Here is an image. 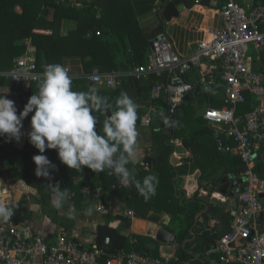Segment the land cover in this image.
Segmentation results:
<instances>
[{
    "label": "built area",
    "instance_id": "obj_1",
    "mask_svg": "<svg viewBox=\"0 0 264 264\" xmlns=\"http://www.w3.org/2000/svg\"><path fill=\"white\" fill-rule=\"evenodd\" d=\"M200 1L197 0L198 3ZM213 5L218 7L217 2ZM218 9L222 28L200 40L189 56L179 55L174 43L162 32L152 39L151 53L145 65L109 72L95 68L83 78L89 84L111 92L121 88L127 78L136 82L158 78V83L151 87V99L166 98L169 102L167 112L177 118L186 97L198 90L187 76L197 68H205L211 63L220 64L221 74L211 77V80L224 86L223 104L220 107L209 106L203 119L214 128L212 137L218 152L240 158L246 171L240 175L229 174L231 181L238 182L240 194L234 198L224 196L221 200L227 203L230 231L218 235L213 225L201 226L203 241L208 244L203 254L204 264H264V199L260 198L264 195V179L255 173L264 149V67L256 70L250 55L251 49L256 52L264 50V0L249 8H244L237 0H224ZM66 70L72 78L73 89L76 77L69 68ZM41 74L37 62L27 55L16 59L9 71L0 72V79L13 85L18 111L22 99L31 86L37 85ZM202 84H208L206 78L202 79ZM247 93L254 97L255 102L245 114H241V106L248 103ZM153 120L148 113L141 118V126L150 128ZM224 126L229 129H224ZM172 144H176V140ZM43 179L49 182L52 192L53 186H60L59 181ZM80 193L84 200L99 197L89 188L82 189ZM186 195L189 196L188 193ZM0 197H6L2 188ZM97 212H105L104 207H98ZM130 216L133 218L134 213L131 212ZM132 242L136 244L138 241L134 239ZM176 260L177 257L161 258L146 251L112 250L109 237L85 249L64 228H59L55 243H52L31 225L0 224V264H196L194 261Z\"/></svg>",
    "mask_w": 264,
    "mask_h": 264
},
{
    "label": "crops",
    "instance_id": "obj_2",
    "mask_svg": "<svg viewBox=\"0 0 264 264\" xmlns=\"http://www.w3.org/2000/svg\"><path fill=\"white\" fill-rule=\"evenodd\" d=\"M68 1L79 2L80 0ZM91 1L97 3L95 9L97 10L98 18L106 17L109 25L111 26V29L113 30V33L111 35L105 34V37H108V40L110 42L116 44L115 62L117 61V63L121 65L120 69L122 70H130L133 68V66L138 65L130 64L131 61L135 62V60L132 59V56L134 53L137 54L138 51L145 52L146 57L144 65L147 63V59L151 53V41L154 38L153 37L150 39L148 38V35L152 34V32L156 31V29L160 28L162 30L160 33L165 32L167 34L170 40L174 43L175 50L179 55L187 57L196 50L197 43L200 40L208 38L209 33H215L222 28V19L220 15V9L218 8L220 6H223L224 0H201L199 3L197 2V0H189V2L184 0L179 4H186L185 11L180 15L179 18H174L171 22L164 21L160 14V10L157 7L160 2H164L162 0ZM237 1L244 8H249L253 5H257L263 2V0ZM214 2L218 3V7H215L213 5ZM77 8H81V5L78 4ZM16 12L21 14V8L17 7ZM77 28L78 21L74 19H63L60 21L59 26L56 27L57 31L63 37H66L71 32L76 31ZM53 31L54 30L36 29L35 33L53 35ZM121 41L124 43L125 49L127 50L124 52L118 51L117 53V49L119 47V44L117 43ZM15 43L17 45L26 44L27 52L25 53V55L37 61L36 49L32 45L30 39H18L15 40ZM252 52L253 54L251 55V57L253 67L256 70H260L262 67H264L261 57L262 51L256 52L255 50H253ZM87 60H90V57L84 60L79 55L65 58L63 65L65 66V68H69L71 73L76 77V79L73 81V84L75 81L83 79V77L87 76L88 72L90 73L95 69L94 68L90 71L89 68L86 67L85 62ZM96 69L100 70V67H96ZM220 74V64L211 63L208 64L205 68H197L187 76L188 80L198 87V92L200 91V93L204 96H208H206L207 98L202 97L200 100H197L195 94H191L190 96L186 97L184 102V104H187L188 101V104H191L188 105L190 106L188 107V109L194 116L196 107L198 105L203 103L206 105V108L204 109L202 115L199 117V119H201L202 121L204 120L203 115L209 106L220 107L223 104V98L225 95L224 86L215 82L213 83V79L211 80V77L214 78L215 76H218ZM203 78H206V80L208 81L207 85L212 87L210 92H203V87L207 86L202 84ZM157 79L158 78L151 77L150 79L138 82L137 84L136 81L127 78L123 81L122 87L124 89V92H126L138 106L137 110H141L142 112L141 116L137 115L136 121V128L138 132L136 144L137 157L135 163L130 162L132 167L129 168V171L131 175L136 180L141 181V183L146 176L155 175L159 181L156 186H159L160 182L163 181V178L158 177L153 171L157 167V162L155 161V158L157 157V146H155L154 144V133L163 131L166 136L170 137L172 136L173 132L176 133L178 127L176 123L173 130L169 131L166 128V124L161 122V120L163 119V115L165 112H167V110L156 108L151 104H148L147 99L149 98L150 100H152L150 96L151 87L155 83H158L159 80ZM5 81L9 83V86L8 88L0 87V95L5 94L8 91L7 96L14 101L15 91L13 85L8 80ZM87 84L89 85V87H95L98 90L99 95L107 97L108 102L115 105L112 100L113 98L107 93L109 92V90L93 86L88 82ZM73 88V90L76 89V91H87L82 86H78L76 83ZM37 91V88L35 91H33V88H30V90L26 93V95L28 94V99ZM246 95H248V93ZM145 96H147V99ZM248 96L250 97V99H248L247 105L244 106L247 108L251 107V105L255 102L254 97H252L250 94ZM183 109L184 108H181L182 114L184 113ZM148 113H150L154 118L153 125L150 128L141 126V118ZM33 114L34 113H30L29 117L23 121V128L21 129L22 136L20 141L17 142L15 139H12L10 141L12 146L18 151H22L26 145V142L28 140L27 133L30 131L29 121L31 120V115ZM95 115L104 116V113L98 112L95 113ZM199 119L193 120L198 122ZM205 125L213 133L214 128L210 127L208 124ZM173 140H176V144H172ZM211 143L214 147L217 148V144L214 139L211 140ZM169 144L173 147V153L170 156V164L172 165L171 161L173 156H175L179 160V164L177 166L172 165L177 171V176L174 180V182L176 183V197L179 198L181 202L194 200L203 191L204 194H206V192H210L214 197L218 199L221 198L220 200H223L224 195L219 193V190L217 189L219 186L217 185V188H213L211 183H218L226 179L227 177L230 179V176L226 173V171L223 168L218 169L210 177L209 180H204L202 178L203 168H201L200 166L195 168L194 172L191 171L190 173L189 171L188 173L187 171L189 170V168L188 170L183 172L186 164L188 165L191 163L190 160L192 159L193 155V158L196 160V153L194 151V148L187 145L185 138H176L175 135L171 137ZM33 153H39L38 149L34 148ZM45 153L48 154L49 160L56 166L55 169L50 170L52 175H55V173L57 174L62 163L58 158L56 150L48 149V151ZM25 157H30V153L25 155ZM227 157L230 158L232 156ZM261 157L264 160V149L261 152ZM145 158L152 159L151 169H148L144 166L143 162ZM0 166L2 168V172H0V188H2V190H7V196L5 197V199L6 201L10 202V204L19 206V210L14 208V215L10 220L4 222L3 225H31L35 229V231L47 236L52 243H55L56 234L59 228H64L70 235V237L85 249L92 248L99 242L98 232L102 226H109L111 228L118 229L122 235L130 238V250L140 243L137 242L136 244H134L132 242L134 239H136L137 241L142 240L141 243H144L145 248H142L139 251L150 252L152 255H154V253H158L159 255V246L155 239L148 237L146 233L141 234L136 233L135 231V222L139 218L147 221V224L150 222L158 224V228L164 227L166 214L171 217L172 221L173 217L170 213H168L167 211L156 213L157 211H155V207L151 206L155 195L151 196L150 199L145 200L144 204H141V200L145 198L139 194L134 184L130 183L127 186L122 185L117 178L116 184L117 186H119L118 189H121L125 194L123 197L115 196L112 192H107L106 189L102 187L101 180L99 179L100 172L95 173L85 166L80 172L71 169L72 178L76 184H86L82 189L89 188L94 191L95 194L98 193L99 197H94L96 199L93 202H89V200H84L82 195V197L80 198L77 197L75 193H71L64 202L62 208L56 209L51 204L48 206H44L42 201L44 195L47 196L49 193H51V197L53 198L54 196L50 184L48 187H43V185L39 181H36L34 185H27L24 181L17 179L14 172L9 168L7 159H1ZM64 166L67 167L66 165ZM199 176L201 178H199ZM2 178L5 179L2 180ZM196 178H198V182H196ZM208 187H210V190L207 189ZM82 189L80 191H82ZM184 190L194 192V194H190L187 197ZM230 190L232 189L230 188ZM100 206L104 207L105 212H97V208ZM89 209L91 210L90 212ZM218 209L220 208H217L215 212ZM225 209L227 210V207ZM138 211L140 213H137ZM131 212L134 213L133 218H131L130 216ZM205 214L200 216L197 221V225L193 230L195 236L192 234L193 238L188 239L190 241L187 242L188 244L195 242L194 247L188 249L187 252L190 256L194 257L197 260H200L201 264L205 262L203 255L205 250L202 246V244L204 243V234L201 227L203 226V224H207L203 219V216ZM155 215L158 216V220H151L150 218ZM223 215V213H220L217 216L212 217L208 222V224L213 225L218 235H223L230 231V216L228 214L227 219L224 220ZM197 238H199L200 241L197 240ZM158 257H160V255Z\"/></svg>",
    "mask_w": 264,
    "mask_h": 264
},
{
    "label": "trees",
    "instance_id": "obj_3",
    "mask_svg": "<svg viewBox=\"0 0 264 264\" xmlns=\"http://www.w3.org/2000/svg\"><path fill=\"white\" fill-rule=\"evenodd\" d=\"M162 1L165 3L169 0ZM173 1L179 4L184 0ZM186 1L189 2V0ZM78 4L81 5V8H77ZM96 6L97 3L91 0H80L79 2H71L68 0H0V71H9L14 61L25 55L27 52V45H17L15 43V40L24 38L30 39L32 45L35 47L37 66L42 72L44 66L47 64H63L65 58L77 55L81 56L84 60L90 57V60L85 62L86 67H88L90 71L96 67H100V70L103 72L120 70L121 65L117 63V61L115 62L116 44L110 42L108 37H105V34L111 35L113 30L106 17L98 18L97 10L95 9ZM17 7L21 8V14L16 12ZM63 19H74L78 21L77 30L71 32L66 37L61 36L56 29ZM36 29L54 30V34H37L35 33ZM161 31L160 28L156 29V31L148 35V38L151 39L157 36ZM98 33H100V36ZM117 44H119L117 53L118 51L124 52L127 50L122 41ZM145 57V52L138 51L137 54L134 53L132 56L135 62L131 61L130 64L144 65ZM261 57L264 66V50L261 52ZM75 83L78 86H82L87 91L89 90V85L85 78L75 81L73 87ZM136 83L138 84V82ZM8 86L9 83L0 79V87L8 88ZM31 88L35 91L37 85L31 86ZM74 91H76V89ZM121 92H124L123 87L119 88L117 91H109L107 93L111 95L115 104V99ZM196 92L195 97L197 100L207 96H204L200 91L198 92V90ZM145 97L147 99V96ZM246 97L247 100L250 99L248 95ZM7 98L9 97L7 96ZM147 100L148 104H151L153 107L162 108L163 110L169 109V102L164 97L155 100H150L148 98ZM27 102L28 94L22 99V106L18 114L23 110ZM188 105H191L188 104V101L187 104H183L182 108H184V115L181 113L177 116L178 128L176 133L173 132L172 136L175 135L176 138H185L187 145L194 148L196 161L203 168L202 178L204 180H209L210 177L221 168H223L228 175H240L245 172L246 166L240 158H228L219 153L217 148L212 145V131L206 127L205 120H203L205 123L201 119H199L198 122L193 120L194 117L192 112L188 109V107H190ZM244 106H241L239 113H246L247 107ZM137 115H142L141 110H137ZM97 117L101 122L97 126L99 134V129L102 131L104 116L99 115ZM172 136H166L163 131L154 133V144L157 146V157L155 158L157 167L153 171L158 177L163 178V181L160 182L159 186H156L157 193H155V198H153L151 206L155 207L156 213L167 211L172 215L173 218L168 229L175 235L177 243L182 245L186 240L193 238L191 229L194 227L197 214H199L204 207L198 201L197 197L194 200L184 202H181V200L176 197V183L174 180L177 176V171L170 164V156L173 153V147L169 142ZM34 148L35 147L30 144L29 138L24 149L18 151L7 140L6 136L0 137V160L7 159L8 166L14 172L17 179L24 181L27 185H34L36 181H39L43 187H48V181H45L43 177H37L35 175V163L32 157L40 153H33ZM47 151L48 149H46L45 152ZM29 153L30 157H25V155ZM43 154L49 158L48 154ZM131 167L132 165L129 163L128 169ZM184 171H186L185 168L183 169V172ZM255 173L260 178L264 179V160L262 158H259L257 161ZM99 179L101 180L102 187L105 188L107 192H112L118 197L124 196L125 193H123L121 189H118L119 186L116 184L117 177L112 170L105 169L103 172H100ZM50 180H59V187L61 190L67 189L70 194L75 193L76 196L80 198L82 197L80 190L86 185L76 184L72 178L71 169L65 167L64 164L60 166L57 174L55 173V175H52L51 173ZM51 199V193L47 196L44 195L42 198L43 205H50ZM95 199L96 198L92 197L89 199V202H93ZM144 201L145 199H142L141 204H144ZM10 206H12L13 209L16 208L19 210V206H14L12 204H10ZM137 213L140 212L138 211ZM220 213L224 214L223 218L226 220L228 215L226 209H218L213 214L206 213L203 219L208 223L212 217ZM150 219L157 221L158 216L155 215ZM0 224H4V222H0ZM207 235L208 234H205V236ZM106 237L111 239L112 250L124 249L126 251H139L145 248L144 243H141L142 240L140 239L141 241L138 240L140 243L130 250V238L122 235L116 228L102 226L98 232V241L101 243ZM197 240L200 241L199 238H197ZM194 244L195 242L190 244L187 243L186 249L181 250L177 254L176 261H194L196 264H201L200 260L190 256L187 252L188 249L194 247ZM202 246L203 249L206 250L208 244L203 243ZM154 255L156 257L159 256L158 253H154ZM176 261H174V263Z\"/></svg>",
    "mask_w": 264,
    "mask_h": 264
},
{
    "label": "clouds",
    "instance_id": "obj_4",
    "mask_svg": "<svg viewBox=\"0 0 264 264\" xmlns=\"http://www.w3.org/2000/svg\"><path fill=\"white\" fill-rule=\"evenodd\" d=\"M38 91L31 95L19 112L15 101L7 98V92L0 95V137L10 142L20 141L23 121L31 115L29 142L38 149L32 157L37 177L50 178L56 166L44 155L46 149L56 150L60 162L77 172L86 166L95 173L111 169L122 185L134 184L145 200L155 195L159 183L155 175L146 176L142 183L130 173L127 165L135 163L137 157V105L126 92L115 99V105L108 98L98 94L95 87L88 91H74L72 78L65 66L59 63L47 64L37 83ZM103 112L102 134L97 126L101 123L95 113ZM111 113L110 116L106 115ZM51 205L61 209L70 193L53 186ZM7 196V190L3 189ZM91 210L89 209V212ZM14 215L10 202L0 197V222H6Z\"/></svg>",
    "mask_w": 264,
    "mask_h": 264
},
{
    "label": "water",
    "instance_id": "obj_5",
    "mask_svg": "<svg viewBox=\"0 0 264 264\" xmlns=\"http://www.w3.org/2000/svg\"><path fill=\"white\" fill-rule=\"evenodd\" d=\"M158 9L160 10V14L164 21L171 22L174 18H179L180 15L185 11L186 4H179L177 5L173 0H169L168 2H160L157 5ZM212 89L211 86H204L203 92H210ZM106 115L110 116L111 113H107ZM162 123L166 124V128L170 131L173 130L174 125L177 123V118L173 115L165 112L163 115V119L161 120ZM224 129L228 130L229 127L224 126ZM172 165L177 166L179 164V160L173 156ZM144 166L148 169H151L152 166V159L145 158L143 162ZM213 188H217L219 183H211ZM226 184V185H225ZM221 185H225V187H218L219 193L223 194L224 196H229L230 198H234L236 195L240 194V189L238 188L237 181H230L227 177L226 179L221 181ZM230 188L232 190H230ZM210 190V187L207 188ZM198 201L204 207V209L197 214L194 227L191 229V233H193L194 228L197 225V221L200 216L205 213H214L217 208L225 209L227 207V203L221 201L220 199L214 197L210 192L203 193V191L197 196ZM261 199H264V195L260 196ZM143 224H139V223ZM171 223V217L169 215H165L164 227L158 228V224L154 222H150L147 224V221L142 219H137L135 222V231L136 233L145 234L155 239L159 246V255L161 258H170L174 259L176 254L179 253L181 250L186 249V243L190 240H186L182 245L177 243L175 235L168 229ZM148 228V230H147Z\"/></svg>",
    "mask_w": 264,
    "mask_h": 264
},
{
    "label": "rangeland",
    "instance_id": "obj_6",
    "mask_svg": "<svg viewBox=\"0 0 264 264\" xmlns=\"http://www.w3.org/2000/svg\"><path fill=\"white\" fill-rule=\"evenodd\" d=\"M253 49H251V51H250V55H252L253 54ZM18 59V58H17ZM206 108V105L203 103V104H200V105H198L197 107H196V111H195V116L193 115V117H194V119H196V120H198L199 119V117L202 115V113H203V111H204V109ZM250 109V107H248L247 108V110L246 111H248ZM193 157H194V155H193ZM192 157V159L190 160V164H186V166L184 167L186 170H188V168H189V170L187 171L188 173H189V171H190V173H191V171L192 172H194L195 171V168H197L198 166H200V164L194 159ZM262 158V157H261ZM201 167V166H200ZM202 168V167H201ZM0 172H2V168H1V166H0ZM1 177H3V176H1ZM199 178H201L200 176H199ZM5 178H2V180H4ZM200 181V180H199ZM196 182H198V178H196ZM200 186V185H199ZM184 192L187 194H194V192H191V191H187V190H184ZM44 210V209H43Z\"/></svg>",
    "mask_w": 264,
    "mask_h": 264
},
{
    "label": "flooded vegetation",
    "instance_id": "obj_7",
    "mask_svg": "<svg viewBox=\"0 0 264 264\" xmlns=\"http://www.w3.org/2000/svg\"><path fill=\"white\" fill-rule=\"evenodd\" d=\"M218 183H219V187H223V188H224V187H225V185H226V184H225V185H221V181H220V182H218ZM185 197H186V196H185Z\"/></svg>",
    "mask_w": 264,
    "mask_h": 264
},
{
    "label": "bare ground",
    "instance_id": "obj_8",
    "mask_svg": "<svg viewBox=\"0 0 264 264\" xmlns=\"http://www.w3.org/2000/svg\"><path fill=\"white\" fill-rule=\"evenodd\" d=\"M220 196H221V195H220ZM219 199H221V198H219ZM139 224H143V223L140 222Z\"/></svg>",
    "mask_w": 264,
    "mask_h": 264
}]
</instances>
